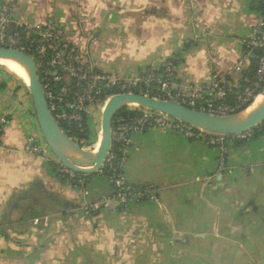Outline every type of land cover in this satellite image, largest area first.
Segmentation results:
<instances>
[{"label": "crops", "instance_id": "obj_1", "mask_svg": "<svg viewBox=\"0 0 264 264\" xmlns=\"http://www.w3.org/2000/svg\"><path fill=\"white\" fill-rule=\"evenodd\" d=\"M5 1L17 23L54 19L102 71L128 75L172 60L180 87L214 75L242 83L251 66L243 41L261 11L260 0ZM0 111L10 117L0 135V264H168L184 250L251 255L264 241L262 132L229 141L225 153L169 129L135 133L122 176L151 185L156 199L92 209L109 179L94 172L74 186L49 149H24L39 129L32 98L2 71Z\"/></svg>", "mask_w": 264, "mask_h": 264}, {"label": "built area", "instance_id": "obj_2", "mask_svg": "<svg viewBox=\"0 0 264 264\" xmlns=\"http://www.w3.org/2000/svg\"><path fill=\"white\" fill-rule=\"evenodd\" d=\"M260 1L261 11L250 34L243 41L245 57L255 60L251 82L245 77L242 83L232 85L224 77L214 75L206 84L180 87L172 60L160 65L151 64L140 72L128 75L102 71L85 52L65 38L63 27L54 19L36 24L17 23L12 18L10 3L5 0H0V47L20 50L34 59L49 111L58 124L75 123L81 128L85 120L88 122L93 107L102 108L111 95L125 92L174 101L211 114L226 115L248 107L264 83V0ZM241 66L242 62L238 68ZM247 82L249 84H245ZM113 89L115 92H112ZM233 92L236 97L230 102L227 97ZM132 107L131 110L137 111L136 115L130 116L128 113L113 118L111 148L105 161L111 172L108 178L111 190L103 193L98 203L90 206L92 209L112 206L127 209L133 203L156 199L151 185L128 184L122 176L121 163L131 147V136L135 133L151 126L169 128L188 139H203L223 153L227 152L229 141L252 137L251 129L238 135L213 133L150 109ZM9 120L6 112H0V135ZM72 139L78 143L77 139ZM24 149L37 154L47 150L39 129L28 133ZM56 171L60 178L72 182L74 186L84 185L82 178H76L75 172L62 164L59 163Z\"/></svg>", "mask_w": 264, "mask_h": 264}, {"label": "water", "instance_id": "obj_3", "mask_svg": "<svg viewBox=\"0 0 264 264\" xmlns=\"http://www.w3.org/2000/svg\"><path fill=\"white\" fill-rule=\"evenodd\" d=\"M0 58L17 61L26 69L29 77V83L26 86L32 98L37 124L47 149L60 164L78 173H94L105 164L111 148L112 121L124 106L134 105L150 109L191 127L225 135L246 132L264 120V98L250 111L247 110L253 102L241 111L218 115L144 94L115 93L107 99L102 109L99 149L96 152L89 151L69 137L53 118L37 75L34 59L20 50L6 47H0Z\"/></svg>", "mask_w": 264, "mask_h": 264}, {"label": "rangeland", "instance_id": "obj_4", "mask_svg": "<svg viewBox=\"0 0 264 264\" xmlns=\"http://www.w3.org/2000/svg\"><path fill=\"white\" fill-rule=\"evenodd\" d=\"M0 71L9 73L13 77H15V79H17L20 83L26 85L23 82V80L20 77H18L9 67L0 64ZM104 105L102 109L104 108ZM127 108L132 109L133 107L127 106ZM101 113L102 110L100 112V107H93L91 110V113L88 118L89 133L86 139L81 140L82 142L81 146H83V148L86 150L93 151L95 149L97 140H99V138L101 137ZM151 127H156V126H151ZM156 128L169 129V128H160V127H156ZM262 133H264V131ZM250 140H252V137L247 140H240V141L249 142ZM252 252L253 254L251 255H245L239 253L238 255L233 254L234 255L233 256L232 254H230V251L228 250L225 251L221 256L217 255L215 257H210L206 255L203 252V250H199V249H196L195 251L184 250L182 253H180L179 256L173 257L174 259H179L178 262L169 260V262L167 263L171 264V262H173V264H264V241L260 242V248H255Z\"/></svg>", "mask_w": 264, "mask_h": 264}, {"label": "trees", "instance_id": "obj_5", "mask_svg": "<svg viewBox=\"0 0 264 264\" xmlns=\"http://www.w3.org/2000/svg\"><path fill=\"white\" fill-rule=\"evenodd\" d=\"M254 69H255V60H251V66L249 67L248 71L246 72L245 74V77L248 79L249 82H251L254 78ZM245 84H249L248 82L245 83ZM264 83L261 85V88L257 91L258 94L261 93L264 89ZM115 89L112 90V92L114 91ZM115 92V91H114ZM235 93H230L229 96L227 97L228 101H234L235 99ZM247 105V104H246ZM130 116H133V115H136L137 114V111L136 110H129L127 108V106H124L122 109H120L118 112H117V116L118 115H126L128 114ZM59 126L67 133V135L71 138H75L78 140V143L79 145L82 144L81 140L83 139H86L87 136H88V133H89V129H88V122L85 120L82 124V127H78L75 123H71V124H68V123H65V122H59ZM252 132V135H255V134H258V133H261L264 131V120L259 123L258 125L254 126L251 130ZM118 157L116 158V161H117ZM122 171V170H121ZM97 173L107 177V179L109 178L111 172L109 170V164L108 163H105L102 168L97 171ZM91 174V173H90ZM89 175V173H78V172H75V176L76 178H82L84 179L85 176Z\"/></svg>", "mask_w": 264, "mask_h": 264}, {"label": "bare ground", "instance_id": "obj_6", "mask_svg": "<svg viewBox=\"0 0 264 264\" xmlns=\"http://www.w3.org/2000/svg\"><path fill=\"white\" fill-rule=\"evenodd\" d=\"M0 64L9 67L18 77H20L23 80L25 84L29 83V77H28V73L26 69L17 61H14L12 59H7V58H0ZM263 98H264V92L257 95L252 105L248 108L247 111H250L255 106H257L262 101ZM99 145H100V138L96 142L95 149L93 150L94 152L98 151Z\"/></svg>", "mask_w": 264, "mask_h": 264}]
</instances>
